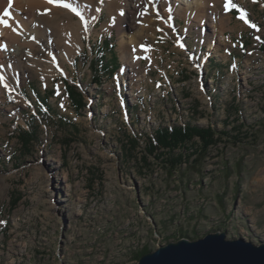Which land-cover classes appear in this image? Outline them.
Segmentation results:
<instances>
[{
	"label": "rangeland",
	"instance_id": "rangeland-1",
	"mask_svg": "<svg viewBox=\"0 0 264 264\" xmlns=\"http://www.w3.org/2000/svg\"><path fill=\"white\" fill-rule=\"evenodd\" d=\"M109 1L121 2L93 0L86 11L55 3L40 22H79L80 45L57 58L53 40L38 42L22 57L26 78H9L10 93L1 86L0 264H137L143 246L215 232L264 241V0L214 4L228 18H217L218 41L183 16H162L159 0L137 12L140 34L119 32ZM132 34L140 68L130 87L119 41ZM105 38L104 62L116 64L94 84L88 65ZM66 84L82 91V109ZM184 123L228 136L199 165L191 158L173 173L153 157L142 163V141L124 146L127 136ZM32 126L39 141L27 152L20 133Z\"/></svg>",
	"mask_w": 264,
	"mask_h": 264
},
{
	"label": "bare ground",
	"instance_id": "bare-ground-1",
	"mask_svg": "<svg viewBox=\"0 0 264 264\" xmlns=\"http://www.w3.org/2000/svg\"><path fill=\"white\" fill-rule=\"evenodd\" d=\"M7 1L0 0V76L4 77L3 83L10 87L9 78L17 76L22 80L26 78L29 70L23 65L22 57L33 55V51L37 50L38 42L46 43L53 40V45L58 47L57 58L70 56L72 51L76 50L73 48L80 45L78 41L81 26L79 22H73L71 14L67 12L64 16H68L73 23L60 26L58 24L52 28L45 26V22H40V19L44 18L46 13L57 11L55 3L50 4L48 0H14L11 7H8ZM220 1L222 0H159L157 10L164 17H168V14L183 16L188 26L192 25L194 29L203 31L211 41H218L223 36V24L217 18L226 17L223 11L221 13L214 11V4ZM57 2L64 5L72 3L73 7L86 11L91 7L93 0H56ZM109 2L107 8L110 11L114 7L112 12L116 14L119 32L126 29L127 32L135 31L137 34L142 32V28L138 27L137 12L143 10L145 0H121L119 5ZM119 42L122 45L121 57L127 68L126 80L132 87V81L140 68V57L132 53L131 48L134 35H130L125 44L121 37ZM1 86L2 84H0V92Z\"/></svg>",
	"mask_w": 264,
	"mask_h": 264
},
{
	"label": "trees",
	"instance_id": "trees-1",
	"mask_svg": "<svg viewBox=\"0 0 264 264\" xmlns=\"http://www.w3.org/2000/svg\"><path fill=\"white\" fill-rule=\"evenodd\" d=\"M96 53L94 58L89 61L88 68L93 75L92 81L97 84L101 81L99 73L101 71L112 74L113 64H116V58L112 59V63L106 64L104 59L105 53L112 51L111 39L105 38L96 44L94 48ZM88 62V61H87ZM107 76V75H106ZM68 96L75 107L79 110L85 106L82 91L77 86L66 84ZM236 109L235 107L233 108ZM264 129V120L261 122ZM37 128L32 126L20 133L21 146L28 152L29 145L39 141ZM233 130V128H231ZM235 130V129H234ZM225 131H217L212 126L201 127L191 124H174L169 126H159L151 134L138 138L136 136H127L125 147L136 149L140 141L144 144L143 153L140 160L146 163L148 157L164 161L170 173L184 162H189L191 158L192 165L196 167L201 163L209 151V148L215 146L221 141L222 137H227ZM234 138L233 140H238ZM124 147V148H125ZM178 151V152H177ZM17 203V198L11 202V207ZM182 237H186L181 235ZM188 238V236L186 237ZM190 239V238H189ZM151 251L147 246H143L140 250L133 253L134 260L138 261L141 256Z\"/></svg>",
	"mask_w": 264,
	"mask_h": 264
},
{
	"label": "water",
	"instance_id": "water-1",
	"mask_svg": "<svg viewBox=\"0 0 264 264\" xmlns=\"http://www.w3.org/2000/svg\"><path fill=\"white\" fill-rule=\"evenodd\" d=\"M137 264H264V241L227 239L224 232L182 237L149 251Z\"/></svg>",
	"mask_w": 264,
	"mask_h": 264
},
{
	"label": "snow or ice",
	"instance_id": "snow-or-ice-1",
	"mask_svg": "<svg viewBox=\"0 0 264 264\" xmlns=\"http://www.w3.org/2000/svg\"><path fill=\"white\" fill-rule=\"evenodd\" d=\"M48 3H56V0H48ZM64 7L65 8H67V7H69V5H67V4H65L64 5ZM232 7H236V5H232ZM229 8V4H225V9L227 10ZM5 14H7V13H5ZM240 19H242V20H244L245 18H244V15L242 14L241 16H240ZM248 21L247 20H245V23H247ZM252 27H255V25H251ZM3 81H4V77H2V76H0V84H2V86L3 87H5L8 91H9V93L13 90L12 88H10L6 83H3ZM57 94H59V92H57ZM61 107H63V105H61Z\"/></svg>",
	"mask_w": 264,
	"mask_h": 264
}]
</instances>
